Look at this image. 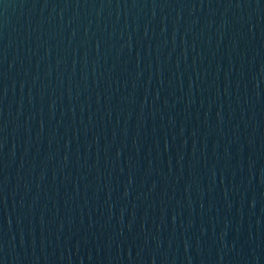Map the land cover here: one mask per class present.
Instances as JSON below:
<instances>
[{
  "label": "water",
  "instance_id": "95a60500",
  "mask_svg": "<svg viewBox=\"0 0 264 264\" xmlns=\"http://www.w3.org/2000/svg\"><path fill=\"white\" fill-rule=\"evenodd\" d=\"M0 264H264V0H0Z\"/></svg>",
  "mask_w": 264,
  "mask_h": 264
}]
</instances>
